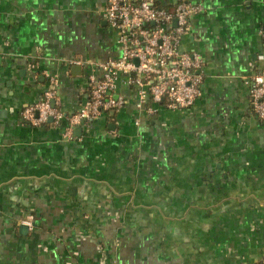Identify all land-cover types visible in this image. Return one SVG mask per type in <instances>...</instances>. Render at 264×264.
Segmentation results:
<instances>
[{
    "label": "crops",
    "instance_id": "0c3cea01",
    "mask_svg": "<svg viewBox=\"0 0 264 264\" xmlns=\"http://www.w3.org/2000/svg\"><path fill=\"white\" fill-rule=\"evenodd\" d=\"M190 1L204 7L179 43L202 60L194 104L149 115L120 75L125 104L67 136L66 118L22 112L45 90L65 115L89 108L93 64L120 55L107 0H0V264H262L250 78L264 70V0Z\"/></svg>",
    "mask_w": 264,
    "mask_h": 264
},
{
    "label": "built area",
    "instance_id": "2783aa9c",
    "mask_svg": "<svg viewBox=\"0 0 264 264\" xmlns=\"http://www.w3.org/2000/svg\"><path fill=\"white\" fill-rule=\"evenodd\" d=\"M203 10L201 3L190 0H176L171 6L160 5L158 0H107L104 16L116 30L120 55L93 64L101 72L89 78V108L65 115L53 92L45 90L38 102L23 109V117L33 125L46 123L50 117L54 123L66 118L69 136L73 126L125 104V97L115 93L120 75L137 85V106L149 115L157 110L153 104L191 107L202 95V60L196 52L181 51L179 43L189 30L190 17ZM261 35L264 38V30ZM250 98L256 115L264 119V70L251 76Z\"/></svg>",
    "mask_w": 264,
    "mask_h": 264
},
{
    "label": "water",
    "instance_id": "95a60500",
    "mask_svg": "<svg viewBox=\"0 0 264 264\" xmlns=\"http://www.w3.org/2000/svg\"><path fill=\"white\" fill-rule=\"evenodd\" d=\"M52 120L53 119L51 117L48 119V121H52ZM21 230H22V232H25L27 230V226L26 225H21Z\"/></svg>",
    "mask_w": 264,
    "mask_h": 264
}]
</instances>
